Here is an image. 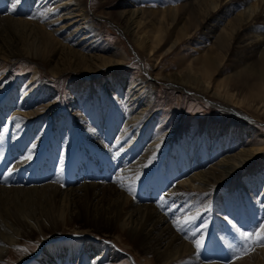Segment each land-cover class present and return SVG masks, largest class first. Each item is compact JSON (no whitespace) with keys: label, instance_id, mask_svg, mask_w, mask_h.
<instances>
[{"label":"bare ground","instance_id":"bare-ground-1","mask_svg":"<svg viewBox=\"0 0 264 264\" xmlns=\"http://www.w3.org/2000/svg\"><path fill=\"white\" fill-rule=\"evenodd\" d=\"M7 1L12 2L13 0ZM133 1L142 2V0ZM217 1L185 0V3L180 5L181 7L175 5L176 7L159 6V8L148 9L139 6L132 8L129 12L127 9L111 10L107 12V15L116 19L129 33L134 29L137 46L148 52L149 57H155L157 46L168 39L177 27L175 25L176 27L170 29L173 27V21L178 16L182 17V10L186 11V8H190L189 14H192L194 11L203 9L204 18L210 17L211 11L218 7ZM30 2L31 6L29 7L32 9H26L27 3ZM226 2L233 5L232 3L235 1L227 0ZM19 5L16 6L14 12H11L22 15L25 13L24 11H28L32 13L36 23H39L38 25L32 24L25 18H7L8 21L28 25V27L36 29L38 33L40 32L39 38L35 39L38 42L37 46H40L35 48V51H30L31 58L39 59L42 57L41 54L46 51L41 60L50 59L48 56L54 54L56 44L65 41L66 48L69 50L66 53V49L63 47L65 53L62 51L59 58L64 57L63 59L67 61L68 55H71L81 62L91 59L99 60V63L91 65V70L98 71L99 68L113 62H125V54L121 50L117 52L116 47L111 50L107 49L108 42L103 38L99 26L95 25L89 11L85 9L84 0H21ZM11 7L12 5L6 4L4 10L9 11ZM242 16H245L243 20L242 17L240 20L236 18L239 27L235 33L241 30L243 25L252 23L257 18H264V0L259 1L257 6L251 7L250 12L246 15L242 14ZM212 24L210 25L212 26ZM42 25L49 27L50 30H43ZM62 31H66L64 36H62ZM224 33H226L225 27L214 34L216 37L214 48L225 47L224 41L227 35L225 36ZM178 38L172 41L166 52H169L174 44L180 42ZM250 43L252 41L248 42L249 45L246 48H252L253 51L254 48ZM210 50L208 51L211 54L205 52L199 55L195 60V65L189 62L183 67L184 70L161 74L160 78L202 88L201 91H207L212 96L215 95L228 102L247 107L255 115L264 119V59L257 61V71L249 69V75L254 77L255 82L251 86L245 87L243 98H238V95L233 91L234 87L226 88L227 86L224 87L225 83L223 82L213 83L211 81V71L217 65V59L214 56L217 53L213 55L214 52ZM94 51L107 52L108 55L105 56ZM14 53L17 52L12 51V54ZM3 78L0 79V104L6 102L12 95L11 92L3 94L2 90L5 89ZM125 79L126 77L121 72L118 81H123L124 85L119 93L126 98L125 101L121 99L118 101L126 106L122 112L117 110L113 115V110L106 109L109 106L101 109L113 98L117 102L116 97L110 99L105 96L101 98L103 104H100L96 110L93 107V111L86 110L80 115L74 109L75 122L71 123L70 127H75L76 130L74 133L71 131V134L69 132L66 136H64L65 133L60 135L62 139L58 142H64L62 152L65 155L68 154L69 159L82 161L77 168H75L74 162L72 164L67 162L65 167H58V170L66 173V176L60 180L59 172L55 171L53 174L57 173V177H50L52 180L48 179L49 181L42 184H35L39 181L37 179H41L47 174V167L53 164L52 160L48 164L43 157V152L49 147L41 150L48 140L54 142V138L48 136L50 129L48 124H51L52 117L42 124L44 129L40 130L39 128L38 130V123L42 119L30 116V119L36 120V122L25 120L29 115L24 114L26 113L24 110L21 113L17 108L10 113L12 104L8 106L9 112L6 114L7 118L11 115L9 126L12 124V132L19 131L22 134L24 129L20 131L18 128L23 125H25V129L31 128V130L27 129V132L20 138L18 132V137L15 136L16 133H13L10 143L14 141L15 145L12 148H6L4 143L9 137V130H6L8 126L4 124L5 121L0 125V144H3V148L9 151L15 147H22L28 144L31 134L37 130L39 132L37 138H40V141H34V143L38 142L39 147L29 146V148L32 152L35 150L36 155L40 150L41 152L37 156L39 165L33 166L37 170H33V168L30 170L32 184L23 185L26 187H18L20 185L17 183L15 186L0 185V217H2L0 220V259L9 255V252L12 253L11 247H6V245L20 242L18 235L29 238L35 230L41 231L42 228H49L56 234L52 237L41 236L38 249L36 248V251L34 250L31 254L18 253L20 264H95L104 262L106 258L111 261L121 257L118 256V252L112 250V246L109 244L102 248L98 246L97 241L88 237L91 232L99 237L113 236L126 249L131 250L141 264H155V260L161 264H264V246L254 243V247L248 255L240 259H237L236 256L233 258L234 250L230 251L232 246H228L226 237H222L224 245L218 243L220 239L216 240L217 228H214L217 224L214 220L216 219L218 222V219L225 215L228 216L227 219L231 217V220H228L233 224H243V221L249 218L252 220L250 221L251 231L258 230L259 226L264 224V171L256 177L253 176L251 181L243 183L241 204H247L243 207L244 211L239 212V209L242 208L238 207L237 202L231 208L222 207L221 201L217 203L218 206L215 203L213 206V203L207 200L202 205H198L207 192L213 195L212 199L215 202L214 193L217 192L221 180L228 178L235 169L255 159L260 152L264 151L262 134H256L255 128L246 123L245 126H241L238 121L231 119V124L222 128L221 131V128L214 127L216 122L212 128L207 129L201 135L193 137L184 135L178 142H173L176 129L174 128L175 124H170L174 116L167 119V112L165 118L163 116V121L161 119L155 121V128L150 127L145 120H142L143 117H148L149 121H152L156 116L152 113L155 95L151 81L141 76L134 77L132 80L134 82L127 81L126 84ZM116 89L119 87L117 86ZM22 95L25 96V102L22 104L24 109L34 100V93L29 90L27 93L23 91ZM71 97L73 104H76L74 102L80 99L75 98L74 95ZM84 104L83 106L86 108L87 105ZM125 110L129 111L128 116L125 115ZM14 119H17L16 125ZM170 119L172 120L170 121ZM168 126L171 127L168 128ZM150 131L152 134L149 133ZM253 138L255 139L252 140ZM81 142L85 143L84 146L88 148L89 151L86 149L88 153L84 152ZM86 154L98 156L102 161L99 172L107 171L108 180H104L102 177L99 180L93 179L92 174L96 175V172L92 170L91 163H88ZM215 159L214 163L203 168L204 162L208 163ZM19 160L15 159L13 166L22 168L28 164V162ZM89 174L90 176L87 177ZM35 175L37 176L34 177ZM118 177L119 181L117 182ZM66 179H72V181L66 184ZM141 180L143 184L140 186ZM5 193L6 195L3 196ZM248 196L252 197L247 199ZM22 200L30 202V205L19 202ZM253 202L262 203V211H257V207L253 210L251 208ZM34 204H37V208L32 210ZM230 209L232 210L230 211ZM189 218H191V222L185 224L184 222ZM260 219L262 220L260 221ZM177 221L183 226L179 231L175 226ZM205 224H207V228L203 227ZM62 227L71 228V234L60 235L61 233H57ZM119 235H125L134 241L135 246L132 247L121 241ZM201 237L204 239V244L197 251L193 241ZM77 239L81 243L73 248L64 243L71 244ZM29 247L28 244L27 248ZM138 251H141L143 256ZM217 258L220 262L217 261Z\"/></svg>","mask_w":264,"mask_h":264},{"label":"rangeland","instance_id":"rangeland-1","mask_svg":"<svg viewBox=\"0 0 264 264\" xmlns=\"http://www.w3.org/2000/svg\"><path fill=\"white\" fill-rule=\"evenodd\" d=\"M226 1L227 0H218V7L217 9L215 8L213 11H211L210 17L208 16L204 18L203 9L194 11L192 14H189L190 8H186V11L185 9L182 10V17L180 18L178 16V18L173 21V27L170 28L172 30L177 26L175 30L170 34L168 39L164 40L160 45L157 46L155 57H149L148 52L137 46L134 29L131 33H129L124 26L117 22L116 19L108 16L107 12L115 9H127L129 12L132 8H138L139 6L148 9L159 8V6L176 7L175 5L180 6L184 4L185 0H142V2L139 3L134 2L133 0H84L85 9L89 11L92 16V20L95 22V25L99 26V29L103 34V38L106 39V42H108L107 49L111 50V48L116 47L117 52L121 50L125 54L124 56L126 58L125 62H113L112 64H107L102 68H99L98 71H94L91 70L90 67L94 63H99V60L95 61L94 59H91L89 61L85 60V62H81L78 58H74L71 55H68L69 59L66 57L67 61L63 59L64 57L59 58L62 51L66 49L65 51L67 53L69 50L66 48L65 41H63L61 44H56L54 54H48L50 59H44L45 61L41 60V58L45 56L46 51L41 54L42 57H39V59L31 58L32 56H30V51H35L34 49L40 46H37L38 42L35 40L39 38L40 32L38 33L36 29H33L30 26L28 27V25H23L19 22H14L11 20L8 21L7 18H25L34 24L36 21L34 20L32 13L24 11L25 13L22 15H20V13L16 15L10 10H4L6 4L8 6L12 5L15 3V0L12 2L0 0V79L4 77L3 80L5 89L2 90L4 91L3 94H9L10 92L12 93V95H10L11 97L8 98L9 101L7 100L8 102L6 101L3 104H0V116L2 118L0 119V125L6 121L4 124L8 126L6 130H9V137L4 143L5 147L12 148L15 143L14 141L10 143L12 141L10 138L11 135L16 133L15 136L18 137L20 134L19 131H17L19 134L16 131L12 132V124L9 126L11 115L7 118V114L9 112L7 109L10 104H12L10 113H12L13 109L18 108L21 113L23 112L22 110H24L26 112L24 114H27V116L29 115V117H26L25 120H33L30 119V116H35L36 118L42 119V121L38 123V130L39 128L40 130L44 129V125L42 124H44L45 120H49V118L52 117V121L50 122L51 124H48L50 128L48 130V136L50 135V137L54 138V142L48 140L47 144L41 149L49 147V149H47L44 153L45 157H48L46 158L48 160L47 162L50 163V160H52L53 163V167H51L49 171L51 175H53L51 176L52 178L58 176L57 173L53 174L55 171H58V177L60 180L63 176L61 175L63 171H60V169L58 170V167H65L67 162L69 163L70 159L67 156L68 154L65 155L64 152H62L64 148V142L62 141L63 143H60L58 140L62 139L60 135L65 133L64 136H66V134L69 132V134H71L76 130L75 127H70L71 123L75 122L74 109L77 110L80 115H82V113H84L86 110L93 111V107L96 110L100 104H103L101 98L102 96H105L106 98L109 97L110 99L116 97L117 102L116 100L114 101L113 98V101L111 100L110 102H107L101 109L109 106V108L106 109L113 110V115L117 110L122 112L126 106H124L122 102L118 101L119 99L125 101L126 98H124L119 93L121 92V89L124 85L123 81V83L118 81L121 72H123V75L126 77V84L127 81L134 82L132 81L134 77L141 76L151 81L153 85V93L155 95L153 100L155 105L152 109V113L156 116L152 121H149L148 117H143L142 120H145L146 124L150 125V127L155 128V121H157V119H161L163 121L167 112V119L171 116H174V118H172L173 121L170 124H175L174 128L176 129L175 137L172 139L173 142H178L180 137L184 135L186 137L201 135L207 129L212 128L216 122L217 123L214 125V127H216V129L221 128V131L222 128L230 125L232 120L238 121V123H240L239 125L241 126L246 123L251 127H254L256 131L255 133L262 134L264 137V119L255 115V113H253L247 107L240 106L230 101L228 102L227 100L215 95L212 96L211 93L207 91L203 92L200 90L202 88L195 87L194 85L187 83H185V85L183 83H176L172 80H167L166 78H160L159 76L161 74H170L173 71L175 72L184 70L183 67H185V65L189 62H192L195 65L196 58L205 52H209L208 50L211 49L212 52H214L212 53L213 55L217 53L214 55L217 59V65L213 67V70L211 71V81L213 83L216 81L223 82L225 83L224 87L227 86L226 88L234 87L233 91L236 93V95H238L237 97L243 98V90L245 87L251 86L252 83L255 82L254 77L249 75V69L257 71V61L264 59V18H257L258 20L255 19L252 23L250 22L243 25L241 27L242 29L235 33L239 27V22L236 20V18H239L240 20L242 17L243 20V17L245 16H242V14L246 15L248 12H250L251 7L253 8L255 5L257 6V3L262 0H234L235 2L232 3L233 5L227 3ZM19 3L16 4V6H20ZM250 4L252 5L249 6ZM29 6H31V2L27 3L26 9H32V7ZM216 18L219 20H215ZM212 23L215 24L213 25ZM36 24L38 25L39 23ZM210 24H212V26ZM223 27H225L226 32L224 35L228 36H226L227 38L225 37V47L223 46L224 48H214L213 45L216 38L214 34L216 32L218 33ZM42 29L46 31L50 30V28L47 26L43 27ZM62 32V36H64L66 31ZM183 33L185 34L183 35ZM177 37H179L178 41L180 42L174 44L169 49V52H166V49L173 40L177 39ZM253 40L255 41L253 42ZM249 41H252L250 44L252 45L251 47L254 48L253 51L252 48H246V46L249 45ZM63 47L65 48L64 50ZM12 51H16L17 53L12 54ZM94 52L103 54L105 56L108 55L107 52ZM261 54L263 55L261 56ZM88 65L89 67H87ZM117 86L119 89H116ZM29 90L33 91L34 100L23 109L22 104L25 102V96L22 94L23 91L27 93ZM73 95L75 98H80L78 100L76 99L77 101L80 100L79 102L75 101L74 103L76 104H73L72 102L71 96ZM83 103H85L84 105H87L86 108L83 106ZM15 104L17 105L15 106ZM125 111V115L128 116L129 111ZM101 112L103 111L101 110ZM119 116L121 118V115ZM172 119H170V121ZM33 121L36 122V120ZM14 123L15 125L17 124V119H14ZM123 124L124 121L122 122V125ZM24 127L25 125L19 126L18 128L20 131L24 129L23 133L19 135V138L27 132L28 128L26 127L27 129H25ZM169 127L171 126H168V128ZM29 130H31V128H29L28 131ZM149 133L152 134V131ZM38 136L39 132L34 130V133L31 134L29 138V144L22 146L23 151L21 154L24 152L22 154V157L24 156L23 158L35 154V150L32 152L29 146L35 145V147H37L39 145L38 142L40 141V138H37ZM254 139L255 138L252 140ZM34 141L38 142L34 143ZM84 145L85 143L81 142L83 150L88 153L89 150ZM0 150V173L3 174V176H5L8 181L12 180V174L9 175L8 172V174L6 173V171H8V166L3 163L4 161L7 162L6 160H8V158L5 156L13 152H8V150H5L4 148H0ZM18 151H20V149ZM1 153H3V155H1ZM34 156H36V154ZM94 157L98 156L90 155L88 157V163H90V158L91 165L94 166V163H96L98 166L99 160L95 161ZM18 160L28 162V159L23 160L22 158H18ZM71 161L75 162V159ZM215 161L216 159L208 163L204 162L202 166L203 168H206ZM263 171L264 151L260 152V154L257 155L255 159L248 161L245 163V165L235 169L228 178L221 180L220 185L217 188V192L214 193L215 202L212 199L213 195H211L210 192H207L206 195L200 200L198 205H202L203 202L207 200L212 202L213 206L214 203L218 206L217 203H220L219 201H221L223 203L222 207L231 208L232 205L237 202L236 204L238 207L242 208L241 210L239 209V212L244 211L245 208L243 207L247 204H241V199L243 197L242 191L244 190L243 183H246V181H251L253 176L256 177L260 172ZM16 172V174H19V170L16 169ZM36 176L37 175L34 177ZM89 176L90 174L87 175V177ZM20 178H22L21 175ZM52 178L49 179L51 180ZM140 182L141 186L143 182L142 180ZM15 183L20 185L18 187H26L23 186L24 184H22L20 181H15L13 184L14 186L16 185ZM42 183L35 182V184ZM0 185L10 186L12 184H4L0 182ZM5 195L6 193L3 196ZM251 197L248 196L247 199H250ZM19 202L24 203V205H30V202L25 200ZM255 207H257V211H262V203L253 202L251 208L254 210ZM36 208L37 204H34L31 209L35 210ZM231 210L232 209H230V211ZM226 217L228 216L225 215V217H222L223 219L219 218L218 222H216V219L214 220L215 223H217L216 226H214V228H217L215 238L216 240H221H218V243L223 244L222 237H226L225 240H227L228 246H232L230 251L234 250L232 254L233 258L244 247H248L252 250L254 243L249 241L247 245L243 244L238 233L235 231V228L237 227L241 228L242 230L251 231L252 224L250 221L252 220L248 218L243 221V224L236 223V225L230 221L231 217L228 218L230 220H226ZM0 220H2V217H0ZM261 220L262 219H260V221ZM42 229L43 230L41 231L38 229L37 231L35 230L34 234H32L29 238L27 236L25 237L18 235L20 242L6 245V247H11L12 253L9 252V255L1 258L0 264H20L18 259L20 256L18 253L26 252V254H31V252L34 250L36 251V248L39 246L38 242L41 236L52 237L54 234H56V232L50 230L49 228ZM9 232L12 236H14L11 230H9ZM71 232V228L69 229L63 227L57 231V233H61L60 235L71 234ZM113 233L115 234V232ZM97 236L98 235L93 232L88 234L90 239L98 242V246L102 248L104 245L109 244L112 246V250L118 252V256L120 255L121 257L117 260L111 261L106 258L104 262L95 264H141L137 256L134 255L131 250L126 249L120 241H116L113 236ZM119 237L121 238V241L130 244L132 247L135 246L134 241L125 235H119ZM64 243L68 244L70 248H73L75 245L80 244L81 242L79 239H77V241L75 240V242H72L71 244L67 242ZM28 244L30 245L29 248H27ZM24 249H26V251H24ZM138 252L143 256L141 251ZM157 261L158 260H155V264H161L159 261Z\"/></svg>","mask_w":264,"mask_h":264},{"label":"snow or ice","instance_id":"snow-or-ice-1","mask_svg":"<svg viewBox=\"0 0 264 264\" xmlns=\"http://www.w3.org/2000/svg\"><path fill=\"white\" fill-rule=\"evenodd\" d=\"M20 2V0H15V3L12 4V7L10 9V11L14 12L16 10V4H18ZM31 18V17H29ZM33 147H35V145H33ZM31 155L25 157V159H31ZM11 174V170H9V175ZM119 181V177L117 178V182ZM129 191H131L129 189ZM227 219V218H226ZM191 222V218H189V220H186L184 223L188 224ZM175 226L177 227V230H181V228L183 227L179 221L176 222ZM204 228H207V224H205L203 226ZM235 231L238 233L239 238L241 240V242L245 245H247V243L249 241H251L252 243L255 244H261V246H264V224H261L258 228V230L256 231H246V230H242L241 228H235ZM193 235L195 236V232L193 233ZM187 238V237H186ZM195 248L197 249V251H199L204 244V239L203 237L196 239L193 241ZM24 251H26V249H24ZM251 251V249H249L248 247H244L240 252H238L236 254V258L240 259L243 258V256L248 255L249 252Z\"/></svg>","mask_w":264,"mask_h":264}]
</instances>
